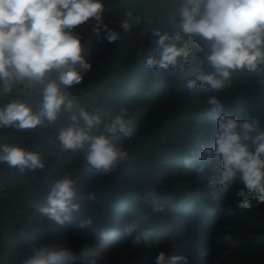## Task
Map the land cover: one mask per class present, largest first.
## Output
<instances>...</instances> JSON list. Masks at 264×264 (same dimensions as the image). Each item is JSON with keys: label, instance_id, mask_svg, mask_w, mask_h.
Here are the masks:
<instances>
[{"label": "rangeland", "instance_id": "374dc122", "mask_svg": "<svg viewBox=\"0 0 264 264\" xmlns=\"http://www.w3.org/2000/svg\"><path fill=\"white\" fill-rule=\"evenodd\" d=\"M103 4L101 20L119 32L120 38L112 43L97 40L91 31L95 21L73 30L82 40L83 55L91 68L70 91L105 118L122 108L128 110L126 119L135 125L136 133L131 138L112 137L128 158L101 176L89 169L83 152H62L56 140L51 150L45 147L40 153H49L48 172L25 173L26 182L41 181L42 189L23 186L13 171L17 185L10 187V202L0 207V259L17 264L19 256L40 241L76 250L84 241L101 243L100 233L107 232L100 264H152L160 250L182 255L188 264H264V204L253 201L251 209L241 212L234 195L243 187L239 178L224 189H212L184 164L186 156L191 158L203 145L214 142L216 123L206 115L210 106L205 99L217 96L224 102V113L240 120L251 118L250 113L257 111L239 102L247 97L245 93L261 88L264 74L252 81L251 88L246 86L251 74L236 72L221 90L207 86L189 90L168 71L153 72L143 63L155 51L153 29L170 32L175 27L173 14L152 9L147 0H103ZM128 13L133 18L139 16L141 22L125 32L120 24L128 19ZM191 39L199 50L191 66L206 67L204 44L199 37ZM40 98L38 94L31 97L33 107ZM258 113L264 115L263 110ZM259 126L264 130V123ZM51 127L56 129L54 139L57 127H42L46 145ZM21 132L15 130V144ZM6 169L12 171L6 166L0 171ZM66 172L77 182L72 203L81 208L71 213V222L60 226L38 208L46 203L51 182ZM149 189H155L154 197L147 195ZM89 193H95L94 201L87 199ZM155 204L161 205L162 211H154ZM89 218L93 222L90 227H78ZM133 220L139 225L137 231L152 230L150 247L133 246L132 238L125 235V223Z\"/></svg>", "mask_w": 264, "mask_h": 264}, {"label": "clouds", "instance_id": "9594fccd", "mask_svg": "<svg viewBox=\"0 0 264 264\" xmlns=\"http://www.w3.org/2000/svg\"><path fill=\"white\" fill-rule=\"evenodd\" d=\"M170 8L175 27L170 32L153 29L155 51L144 58L147 69L166 70L194 91L199 86L221 90L234 73L251 74L264 68V0H170ZM103 11V0H0V129L56 126L60 150L83 152L89 169L101 176L128 158L112 137L131 138L136 133L135 125L126 119L127 109L105 118L70 91L91 68L83 55L82 40L73 30L95 21L91 31L97 40L112 43L120 38L119 32L102 22ZM127 16L120 24L125 32L141 22L139 16ZM193 36L205 46L206 67L191 66L199 51L192 46ZM37 94L41 98L34 109L30 100ZM204 102L210 106L206 115L216 123L214 142L191 154L196 163L186 156L185 167L206 179L212 189H224L239 178L243 187L234 195L241 212L251 209L253 201L264 204V130L259 121L224 113V102L217 96ZM0 164L20 173L46 168L40 153L9 143L3 136ZM76 190V180L66 172L51 182L46 203L38 211L64 226L74 219L71 213L80 211L81 205L72 203ZM147 195L154 197L155 189H149ZM87 199L94 201L95 193H89ZM153 210L162 211V206L155 204ZM92 223L89 218L78 227ZM138 227L135 220L125 223V235L132 238L133 246L150 247L152 230L137 231ZM107 235L101 232V243L84 241L76 250L40 241L30 245L17 264H100ZM0 264H5L3 259ZM152 264L188 261L160 250Z\"/></svg>", "mask_w": 264, "mask_h": 264}, {"label": "built area", "instance_id": "2783aa9c", "mask_svg": "<svg viewBox=\"0 0 264 264\" xmlns=\"http://www.w3.org/2000/svg\"><path fill=\"white\" fill-rule=\"evenodd\" d=\"M148 5L155 10L172 14L170 0H147ZM33 105V104H32ZM35 109V107H33ZM47 136L42 131V127L36 130L22 131L17 138V144L28 151L41 153L46 147ZM48 172L47 167L44 170ZM15 173L9 170L0 171V207L6 206L11 200L10 187L14 182Z\"/></svg>", "mask_w": 264, "mask_h": 264}, {"label": "trees", "instance_id": "16d2710c", "mask_svg": "<svg viewBox=\"0 0 264 264\" xmlns=\"http://www.w3.org/2000/svg\"><path fill=\"white\" fill-rule=\"evenodd\" d=\"M262 74H264V68H262L260 71L256 72V73H251V75L248 77L247 80V84L246 86H252V81H254V79L259 78ZM263 84L261 85V88L259 87L256 90H253V93H245V95H247V97H245V99H243V102H239L241 105L257 111L254 113H250V117L251 118H255L257 119L259 122L264 123V115L260 116L258 111L263 110L264 111V81L262 80ZM246 111V110H244ZM242 110V112H244ZM248 115V114H247Z\"/></svg>", "mask_w": 264, "mask_h": 264}, {"label": "crops", "instance_id": "0c3cea01", "mask_svg": "<svg viewBox=\"0 0 264 264\" xmlns=\"http://www.w3.org/2000/svg\"><path fill=\"white\" fill-rule=\"evenodd\" d=\"M50 126H52V125H50ZM55 130L56 129H53V127H51L50 129H49V135L51 136V139L48 141V144L46 145V147H47V150H51V147H53V142L54 141H56V138H52L53 137V134H55L56 132H55ZM0 136H3V137H7V140H8V142L9 143H12V144H15L14 143V138H15V129H0ZM48 152H46V153H44L43 155H42V157H43V159L45 160V163L46 164H48L49 163V156H48ZM4 166H6V167H8V165L7 164H0V169L1 168H3ZM9 168V167H8ZM9 169H11L12 171H14V172H16L17 173V175L18 176H20L21 178H17V181H19V182H21V184L23 185V186H25L26 184H28V186L27 187H32L33 186V190H38V189H42L43 188V186H39L40 184H42L41 183V181L40 182H38V180H34V181H31V182H26L24 179L26 178V176H25V173H20L17 169H15V168H9ZM29 172V171H28ZM27 173V172H26ZM39 177V176H38ZM40 178V177H39ZM16 182V181H15ZM13 183L12 185H11V187L13 188V186H15V185H17L16 183ZM38 183H40V184H38Z\"/></svg>", "mask_w": 264, "mask_h": 264}]
</instances>
